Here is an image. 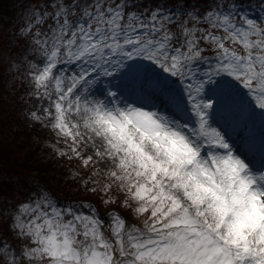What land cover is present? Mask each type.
Listing matches in <instances>:
<instances>
[{"label": "snow or ice", "instance_id": "1", "mask_svg": "<svg viewBox=\"0 0 264 264\" xmlns=\"http://www.w3.org/2000/svg\"><path fill=\"white\" fill-rule=\"evenodd\" d=\"M21 7L0 62L75 190L0 181V264H264V0Z\"/></svg>", "mask_w": 264, "mask_h": 264}, {"label": "trees", "instance_id": "2", "mask_svg": "<svg viewBox=\"0 0 264 264\" xmlns=\"http://www.w3.org/2000/svg\"><path fill=\"white\" fill-rule=\"evenodd\" d=\"M18 1L21 3L17 4ZM25 2L0 0L1 26L17 22L19 18L8 19L18 17V9L22 15L21 5ZM24 94L19 83H14L12 74L0 62V181L7 182L11 188L17 184L27 188L39 183L56 193L71 195L75 190L72 182L75 166L52 152L50 146L55 143V134L28 118L29 105L20 99ZM10 205V197L7 200L0 197V212L6 208L10 210Z\"/></svg>", "mask_w": 264, "mask_h": 264}, {"label": "rangeland", "instance_id": "3", "mask_svg": "<svg viewBox=\"0 0 264 264\" xmlns=\"http://www.w3.org/2000/svg\"><path fill=\"white\" fill-rule=\"evenodd\" d=\"M20 3H21L20 1L17 2V4H20ZM15 5H16V4H15ZM16 7H17V6H16ZM12 8H14V7L12 6ZM17 12L19 13V16H18V17H12V18L9 17L8 20H14V19H18V18H20V16H21L20 9H18ZM1 25H2V24H0V28H3L4 26H1ZM43 129H44V128H43ZM44 130L46 131V130H49V129H44Z\"/></svg>", "mask_w": 264, "mask_h": 264}]
</instances>
